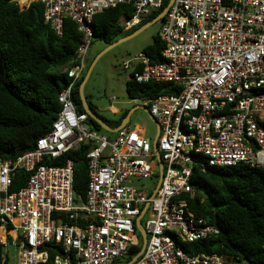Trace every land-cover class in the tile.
Returning <instances> with one entry per match:
<instances>
[{"label": "built area", "instance_id": "2783aa9c", "mask_svg": "<svg viewBox=\"0 0 264 264\" xmlns=\"http://www.w3.org/2000/svg\"><path fill=\"white\" fill-rule=\"evenodd\" d=\"M18 2L22 9L42 3L44 19L58 35L71 18L84 38L50 131L16 158L0 157V264H116L138 244L136 218L146 203L148 240L132 264H224L220 254L183 250L182 242L220 232L191 211L183 196L191 191L200 159L211 166L264 169V0H174L159 30L163 61L152 62L141 51L122 62L138 83L180 87L142 100L160 126L164 174L154 196L131 181L151 180L159 171L151 140L129 126L114 138L94 129L89 115L77 111L72 92L88 66L94 16L130 5L132 15L119 20L130 30L163 0ZM88 142L87 194L77 201L74 162L49 161ZM17 172L26 174L25 183L11 190Z\"/></svg>", "mask_w": 264, "mask_h": 264}, {"label": "trees", "instance_id": "16d2710c", "mask_svg": "<svg viewBox=\"0 0 264 264\" xmlns=\"http://www.w3.org/2000/svg\"><path fill=\"white\" fill-rule=\"evenodd\" d=\"M169 1L163 0L160 9L127 31L119 20L123 15H132L130 5L120 4L97 13L92 41L104 40L111 44L119 37L129 35L157 17ZM83 38L78 24L71 18L64 19L63 34L58 35L45 21L44 5L40 2H32L22 9L18 0H0V157L16 158L33 149L38 139L50 131L61 108L59 93L71 81L68 71L77 61ZM163 47L158 32L142 52L152 62H161ZM85 74L73 86V101L78 112H85L79 93ZM179 90L180 87L171 82L138 83L132 75L126 82L130 99H154ZM88 102L112 127L118 126L127 114L126 111L120 119L111 121L99 114L91 101ZM88 120L94 129L103 130L90 116ZM92 147L89 142L83 143L62 159L49 161L63 164L70 158L74 162L77 201L80 197L86 198L87 154ZM16 175L11 190H17L25 183V173L17 172ZM154 178L159 179L158 172ZM190 186L191 191L183 196L188 200L189 209L220 232L203 240L182 242L183 250L190 255L220 254L225 258L224 264H264V169L244 163L211 166L200 159L194 167ZM138 238V244L130 248L125 264L141 250L139 232Z\"/></svg>", "mask_w": 264, "mask_h": 264}, {"label": "rangeland", "instance_id": "374dc122", "mask_svg": "<svg viewBox=\"0 0 264 264\" xmlns=\"http://www.w3.org/2000/svg\"><path fill=\"white\" fill-rule=\"evenodd\" d=\"M161 23L162 21H159L146 27L136 35L118 43L108 50H106V48L109 44L104 40H94L90 44L87 53L88 67L99 54L101 55L99 56L86 83L85 94L88 100L96 107L98 113L105 118L116 120L119 117V113L114 114L109 110V106L112 103L117 104L123 110H132L137 105H143L141 99H130L128 97L126 82L129 79L130 74L129 71L123 69L122 62L125 59H129L138 54L147 45L151 44L153 36L159 32L162 26ZM123 37L125 36H121L118 39ZM87 70L88 69L86 68L84 73L87 72ZM129 126L130 128H144L146 136L150 140H153L155 137L156 124L142 108H137L132 113ZM101 131L110 137L117 135V133L105 130ZM131 181L133 186L148 191L149 193L154 191L158 182L157 178L151 180L133 178ZM126 257L127 256H125L124 259L117 261L116 264H125Z\"/></svg>", "mask_w": 264, "mask_h": 264}, {"label": "water", "instance_id": "95a60500", "mask_svg": "<svg viewBox=\"0 0 264 264\" xmlns=\"http://www.w3.org/2000/svg\"><path fill=\"white\" fill-rule=\"evenodd\" d=\"M174 0H170L169 3L167 4V6L159 13V15L157 17H155L153 20L147 22L146 24H144L143 26H141L140 28H138L137 30H135L133 33L123 37V38H120L118 39L117 41L111 43L108 45V47L106 48V50L114 47L115 45H117L118 43L136 35L137 33H139L141 30L145 29L146 27L154 24V23H157L159 21H162V19L165 17V15L168 13L169 9H170V6L172 5ZM101 54H99L95 59L94 61L91 63V65L89 66L86 74H85V77L84 79L82 80L81 84H80V87H79V93H80V97H81V101H82V105H83V108L85 110V112L90 116V118L95 121L96 123H98L101 128L105 131H108V132H112V133H115V132H118L120 129L124 128L125 126H127L130 122V119H131V115L132 113L137 109V108H142L144 109L148 115L150 116V118L155 122L156 126H157V135L156 137L154 138L153 140V143H152V146H153V150L155 152V156H156V159H157V163H158V167H159V179H158V182H157V185L154 189V191L152 192V196H154L162 182V178H163V174H164V162H163V159L161 157V153L159 151V148H158V139H159V135H160V126H159V123L157 122L156 118L150 113V110L149 108L146 106V105H137L135 106L132 110H130L127 115L123 118L122 122L116 126V127H112L111 125H109L105 120H103L99 115H97L93 109H92V105L88 102V98L85 94V86H86V83L92 73V70L99 58ZM148 206H149V203H146L145 206L143 207L140 215L136 218V228H137V231L140 233L141 237H142V247H141V250L136 254L134 255V257L127 263V264H132L133 262H135L144 252L145 250V247H146V244H147V240H148V234L144 228V225H143V218L147 212V209H148Z\"/></svg>", "mask_w": 264, "mask_h": 264}, {"label": "crops", "instance_id": "0c3cea01", "mask_svg": "<svg viewBox=\"0 0 264 264\" xmlns=\"http://www.w3.org/2000/svg\"><path fill=\"white\" fill-rule=\"evenodd\" d=\"M133 29V28H132ZM125 30V29H124ZM131 30V29H130ZM127 31V30H126ZM109 110L112 112V113H114V114H118L119 113V117L116 119V120H118V119H120V117L122 116V114L123 113H125L126 111H127V113L130 111V110H128V109H125V110H123V109H121L117 104H114V103H112L110 106H109ZM127 115V114H126ZM116 120H111V121H116ZM131 120V119H130ZM127 126H129V124L127 125ZM130 127V126H129ZM135 129H138V130H140L141 131V133L146 137V138H148L147 136H146V132H145V129L144 128H142V127H136ZM115 133H117V132H115ZM156 135H157V126H156V134H155V137H156ZM108 136V135H107ZM110 137V136H109ZM115 136H113V137H110V138H114ZM154 137V138H155ZM149 139V138H148ZM154 140V139H153ZM153 140H151V142L153 143ZM153 147V146H152ZM158 169H159V167H158ZM158 173H159V171H158ZM143 221V220H142Z\"/></svg>", "mask_w": 264, "mask_h": 264}]
</instances>
